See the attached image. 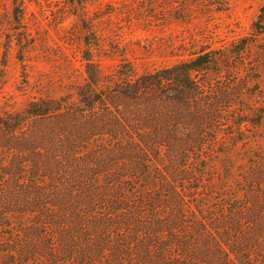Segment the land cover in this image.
<instances>
[{"label": "trees", "instance_id": "trees-1", "mask_svg": "<svg viewBox=\"0 0 264 264\" xmlns=\"http://www.w3.org/2000/svg\"><path fill=\"white\" fill-rule=\"evenodd\" d=\"M231 54L88 57L75 96L0 115V264H264V74Z\"/></svg>", "mask_w": 264, "mask_h": 264}, {"label": "rangeland", "instance_id": "rangeland-1", "mask_svg": "<svg viewBox=\"0 0 264 264\" xmlns=\"http://www.w3.org/2000/svg\"><path fill=\"white\" fill-rule=\"evenodd\" d=\"M263 17L264 0H0V115L75 96L88 57L106 74L129 63L143 75L202 50L228 52L254 91L264 74Z\"/></svg>", "mask_w": 264, "mask_h": 264}]
</instances>
